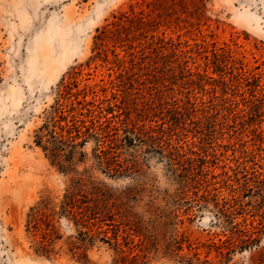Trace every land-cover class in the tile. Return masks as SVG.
Wrapping results in <instances>:
<instances>
[{
    "label": "rangeland",
    "instance_id": "obj_1",
    "mask_svg": "<svg viewBox=\"0 0 264 264\" xmlns=\"http://www.w3.org/2000/svg\"><path fill=\"white\" fill-rule=\"evenodd\" d=\"M66 84L96 124L110 120L107 143L125 126L165 129L202 156L205 183L182 192L179 171L145 138L111 145V171L93 139L74 170L60 168L35 132ZM70 186L96 212L85 225L60 208ZM213 195L238 200L232 221L253 242L230 237ZM43 198L56 214L30 229ZM123 256L264 264V0H0V264Z\"/></svg>",
    "mask_w": 264,
    "mask_h": 264
},
{
    "label": "trees",
    "instance_id": "obj_2",
    "mask_svg": "<svg viewBox=\"0 0 264 264\" xmlns=\"http://www.w3.org/2000/svg\"><path fill=\"white\" fill-rule=\"evenodd\" d=\"M120 16L125 18L123 14H120ZM67 85L68 84L62 86L55 107H53V110L47 115V120L35 132V144L60 168L70 172L74 170L76 164L84 160V153L78 150L84 147L89 139H93L96 143V147L100 148V146H102V149L94 154L96 163L99 167H105L106 170L111 171L113 170L111 167L115 164L113 162L114 151H111V145H114V143L118 141L124 143L128 142L133 145L135 140L141 142L145 138L150 142L149 147L157 151V153L165 159L169 168L173 169L175 172L179 171V189L182 192H185V189L188 187H192L193 184L199 185L205 183V181L203 182L201 179L203 173L202 156L199 157L198 154L191 149L185 150L182 146L172 144L170 141L171 134L165 129L160 130V134L155 136L151 128L145 129L141 126L134 130L125 126L123 129L124 135L119 140L114 138V142L111 141L107 143L106 140L109 134L108 129L114 130L113 126L110 125V120H105V124L98 123L97 121L96 124L91 115L92 111L89 110L86 105L80 102H71L68 97H65ZM170 131L172 132L173 130ZM165 136L168 137V140L164 138ZM78 156L79 158H77ZM79 182L80 180L75 181L76 184H79ZM78 193H80V191L77 190L76 187L70 186L60 204V208L65 214L71 216L72 219L77 218L78 220L76 221L80 222L81 225H85L88 223L89 217L95 216L96 212L88 205L90 200L78 199ZM213 198H215L213 200H215L214 204L217 209L218 217L224 218L225 221L223 223H227L231 227L229 229L230 237H237L240 244L246 243L247 241L250 243L253 242L254 239L250 240L248 236L244 235L246 231L243 232L238 230L239 224H234L232 221V216L239 205L238 200H234L231 205L227 200H223V203L220 204L215 195H213ZM232 200L233 199H231V201ZM80 203L85 206L80 207ZM55 214L54 206L48 199L43 198L37 202L34 207L30 208L27 215L28 226L31 229V225H33L32 228L36 229L42 222L48 225ZM117 233L118 230L116 229V236ZM238 233L242 235H238ZM241 236H246L247 240H239ZM177 243L178 242L174 240L172 245ZM238 245L239 244H236V246ZM39 249L41 252H48L47 246L42 245ZM126 260L127 257L123 256L116 264H125Z\"/></svg>",
    "mask_w": 264,
    "mask_h": 264
}]
</instances>
